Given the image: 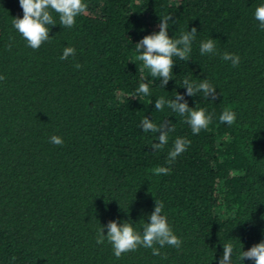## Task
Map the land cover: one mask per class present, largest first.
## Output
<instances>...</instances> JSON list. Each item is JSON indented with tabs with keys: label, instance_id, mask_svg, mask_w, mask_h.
I'll return each instance as SVG.
<instances>
[{
	"label": "trees",
	"instance_id": "trees-1",
	"mask_svg": "<svg viewBox=\"0 0 264 264\" xmlns=\"http://www.w3.org/2000/svg\"><path fill=\"white\" fill-rule=\"evenodd\" d=\"M84 3L71 28L53 11L49 41L33 49L12 25L23 18L19 0H0V264H219L225 243L232 264H254L240 255L264 241V30L255 18L264 0ZM166 16L175 20L170 38L198 32L163 88L132 60ZM209 38L216 50L201 55ZM66 47L75 55L61 60ZM185 78L207 79L218 94L185 96L213 117L196 135L167 104L155 109L156 99L186 93ZM142 82L150 95L136 94ZM225 109L235 113L232 125L219 120ZM146 116L174 125L163 150L151 149L159 133L143 131ZM53 135L63 144L50 143ZM178 137L191 143L169 164ZM157 166L169 173L153 174ZM156 201L179 248L157 244L153 255L139 246L117 258L107 239L97 243L113 220L142 234Z\"/></svg>",
	"mask_w": 264,
	"mask_h": 264
},
{
	"label": "clouds",
	"instance_id": "clouds-1",
	"mask_svg": "<svg viewBox=\"0 0 264 264\" xmlns=\"http://www.w3.org/2000/svg\"><path fill=\"white\" fill-rule=\"evenodd\" d=\"M20 7L23 10V18L15 17L12 20L14 29L27 41L29 47L38 49L45 41L50 39V30L48 26L56 25L52 12L59 15L60 25L63 28H71L75 25L76 17L86 14L87 4L84 0H19ZM255 18L260 22V27L264 30V5L255 10ZM169 21L175 23L172 16L160 18L159 31L145 36L136 44V52L138 56L132 61L139 60L143 63L144 68L150 70L152 77H158L161 81L160 86L165 88L170 80H172L173 68L175 65L174 57H178L181 61H188L192 51V43L196 37L197 29L193 27L190 31L181 34L180 38L174 39L169 37ZM11 47L10 45L8 46ZM215 42L212 38L202 41L200 44V53L212 54L215 52ZM75 49L66 47L60 57L61 60H67L70 56L75 55ZM222 58L225 61H231L233 67L239 64V56L230 53H224ZM75 67L79 69L80 64ZM4 77L0 76V80ZM186 93H176L174 99L166 101L163 97L156 99L155 109L162 111L167 106L181 117L186 118V122L191 126L194 135L199 134L202 129H207L212 121V115H206L205 109L189 107L185 96H196L197 93L203 92L205 99L211 97L212 100L218 98L217 90L207 79L198 85L188 78L183 80V86ZM137 95H150L148 83H140L136 89ZM221 123L232 125L235 123L236 116L230 109H225L220 115ZM171 125V126H170ZM145 133H159L158 142L151 144L153 151H160L169 142V132L174 130V125L170 121H165L160 125L153 123L152 119L147 116L141 121ZM50 143L62 145L63 139L59 136H51ZM190 141L178 137L176 138L172 150L168 153V163H172L175 159L187 150ZM153 174H168L169 168L157 166L153 170ZM156 200V199H155ZM163 203L156 201L154 211L150 214L148 222L143 225L142 234L135 231L133 225L127 221L120 224L118 221H109L107 225L100 228L97 236V243L102 244L105 239L112 245L114 255L119 258L123 253L136 251L139 246L152 248L153 255H160L159 248L155 245L163 247L165 245L179 248L181 240L173 233L170 228L167 217L162 215ZM107 228V235L104 229ZM233 245L231 243L223 244V255L219 259V264H232ZM245 258L254 262V264H264V241L253 245L249 250L242 251L240 259ZM13 260L16 258L13 257Z\"/></svg>",
	"mask_w": 264,
	"mask_h": 264
}]
</instances>
